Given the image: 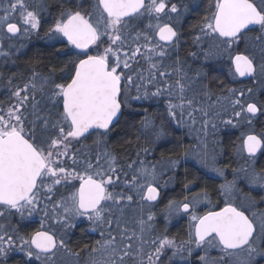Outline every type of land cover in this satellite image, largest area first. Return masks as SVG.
Wrapping results in <instances>:
<instances>
[{"label":"snow or ice","instance_id":"1","mask_svg":"<svg viewBox=\"0 0 264 264\" xmlns=\"http://www.w3.org/2000/svg\"><path fill=\"white\" fill-rule=\"evenodd\" d=\"M46 7L29 0H0V39L9 40V47H13L12 37L38 32L40 13ZM90 8L88 11L78 0H57L58 15L46 33L49 39L62 37L80 50L71 68L66 65L59 69L65 74L61 79L67 82H57L55 67L46 73L32 67L24 83L11 90L15 103L0 107V217L18 215L23 220L25 214L31 217L40 209L62 229L57 239L55 233L44 230L42 222L40 230L23 237L10 234L17 229L0 223V256L7 257L9 251L17 249L29 261L35 259L40 264H79L68 257L87 251L85 264H165L161 257H166L167 264H192L195 254L199 264H255L257 258L264 257V213L252 211L249 215L226 202L220 211L199 216L195 205L200 199L206 200L207 193H197L191 202L169 201L163 210L169 222L181 212L189 214L192 223L185 239L178 241L162 234L149 240L146 233L152 231L155 216L149 211L145 219L144 205L139 201L155 202L161 183H168L162 178L174 172L181 159L190 158L224 178L220 190L226 197L237 188L238 181H247L249 188L264 189V170L254 168L257 153L264 151V134L244 136L237 151L247 154L245 166L234 168L230 180L225 170L216 166L215 150L210 154L200 135L196 139L201 151L194 155L186 148L180 158L162 154L153 163L147 160L151 149L137 144V158L126 166L117 164L107 140L120 123L123 110L132 107L134 101L142 104L166 97L169 124L187 127L204 137L209 127L217 129L215 119L222 117V111H232L230 118H221L225 125L235 127L237 121L252 125L258 114H264V106L255 99H245L244 90L230 88L227 95H215L200 80L199 72L189 76L178 55L167 63L166 58L171 59L170 53L178 49L182 39L177 27L179 16L173 15L181 13L177 3L95 0ZM184 11H188L187 6ZM145 18L147 31L139 29ZM196 27L192 44L200 51H191L190 56L208 59L227 54L234 77H251L264 88V0H212L209 14ZM241 42L244 51H234ZM93 46L94 54L89 52ZM9 54L0 44V56ZM140 58L147 68L136 70L134 65ZM14 76L23 79V73ZM8 84H13L12 78ZM247 92L251 94L253 89ZM167 136L163 122L157 124L145 116L135 129L134 139L154 145ZM89 139L95 148L84 144ZM125 143L132 144L133 140ZM101 145L103 150H99ZM68 159L80 167H70ZM76 180L78 187L72 183ZM121 185L139 196V214H125L133 195L116 192ZM60 187L67 194L60 193ZM82 219L100 238L92 246L86 244L80 251H72L64 237ZM148 244L154 247L146 250ZM213 250L217 255H212Z\"/></svg>","mask_w":264,"mask_h":264},{"label":"trees","instance_id":"2","mask_svg":"<svg viewBox=\"0 0 264 264\" xmlns=\"http://www.w3.org/2000/svg\"><path fill=\"white\" fill-rule=\"evenodd\" d=\"M85 5L88 11H91L90 5L95 0H78ZM170 3H177L181 8V13L173 14L179 16V24L177 27L180 29L182 39L180 46L176 51L170 53L171 59L166 58L167 63L171 64L178 55L184 62V70L193 76L195 73H200V80L203 84L210 86L215 95H227L228 89H236L245 91V99H255L261 106H264V88L253 80V78L247 80H241L234 77L231 73L233 67L227 56L222 57H209L205 59L203 55H198L193 58L189 55V52L196 51L199 53V49L192 44V33L197 31V25L202 21L205 15L209 14V5L212 0H169ZM33 4H44L47 7L40 13L41 27L38 32H33L30 35L18 34L16 37H12L11 41H19L18 38H24L22 45L17 47H9V40L0 39V44L3 45L4 51H9V56L0 57V107H5L8 103L13 104L15 98L11 96V90L16 85H22L30 74L29 69L35 67L37 70L47 72L49 67H55L57 69L55 78L59 83L67 82L65 76L59 69L64 66L71 68V62L77 59L80 52L76 51L69 45L62 37L49 39L46 35L48 28L54 22V18L58 15L56 11L57 0H31ZM184 6H187L188 11H184ZM148 24L147 18H145L139 25V29L147 31L146 25ZM138 29V30H139ZM250 35H256L251 33ZM206 47V44H205ZM17 48V49H15ZM102 50V48H101ZM234 51H244V43L235 48ZM90 53H95V47L93 46ZM82 55V54H81ZM259 57H257V60ZM142 58L139 59V63L134 65V69L143 70L146 69ZM127 71V70H126ZM14 73H23V79L19 76H14ZM147 73L145 72V75ZM13 79V84H8V79ZM174 79V77H173ZM139 82V81H138ZM253 89V92L249 94L247 89ZM154 90V89H153ZM133 91H135L133 89ZM166 97L154 98L152 100L141 102H133V106L124 109V114L120 117V123L116 129L112 132L111 136L107 140V148L113 152L117 158L118 165H125L129 160H135L136 153L139 148L149 147L151 149L150 154L147 156V160L155 163L163 156H167L170 153L173 154V159L180 158V153L183 149L191 148L193 155L195 152L201 151L200 142L196 139L197 135L201 136V139L206 140L207 151L211 154L215 150L217 154L216 166L223 168L227 179H232L233 169L245 166L247 156L245 153H239L238 149L242 144V140L245 135L254 133L257 135L264 134V114H258L257 118L253 120L252 125H248L243 121H237L236 126L225 125L221 123L222 119H228L232 116V111L229 109L227 112L222 111V117L216 118L215 123L217 129L208 128L207 137L197 133L194 130H190L187 127H178L175 123L169 124L165 114ZM37 100H40L39 94H37ZM147 109V111H145ZM145 116L152 118L157 124L163 122L164 127L168 131V136L154 145H148L145 141H135V129L139 126L140 120ZM198 119H201L199 113H197ZM67 127V126H65ZM196 129H199L201 125L196 124ZM132 139V144L125 143L126 140ZM88 147L95 148L93 140L89 139L84 142ZM139 145V148L137 147ZM77 147H81L77 145ZM103 145L99 150H103ZM75 152V148L72 149ZM79 156V152L76 153ZM145 154L141 151L140 157L144 158ZM93 163H95L93 159ZM67 164L70 167H80V165H73L72 160L68 159ZM82 164V162H81ZM254 168L257 172L264 170V151H261L255 158ZM241 175H243L241 173ZM131 176V172H129ZM171 176V179H169ZM163 180H168L166 186L161 183L159 187L160 196L157 202L151 204L146 201H139V196L135 191H128L123 188V185L115 189L116 192L124 191L125 194L133 195V201L130 207L125 208V214L129 217L139 214V203L143 204V216L146 219L149 211H151L155 219L151 222L153 225L152 231L146 233L149 240L156 238L159 235L167 234L169 237H174L178 241L187 237L189 222L180 220L184 214L179 213L174 215L170 222L165 220L163 210L169 201H176L177 203L191 202L193 197L197 193H207V199H200V202L195 205V213L197 215L206 214L209 211H217L225 206L226 202H230L235 206L246 210V214L251 215V211L260 210L263 212L262 204H264L263 197H260L259 189L257 187L249 188L247 181H238L236 192L230 196H225L221 190L220 185L225 182L223 177L218 176L216 173L204 168L194 159L183 160L179 167L172 173L166 174ZM189 184L186 188L185 184ZM78 187L79 181L73 182ZM59 187V186H58ZM70 187V186H69ZM250 190H256L253 195ZM60 193L67 194L65 188L60 187ZM60 193H57L59 195ZM188 200H185V197ZM241 196L244 197V202L240 201ZM125 203H127L125 201ZM246 204V205H244ZM51 210V205H49ZM264 213V212H263ZM189 215V214H187ZM43 222L44 230L53 232L56 234L57 239L62 234V229L59 224L49 220L43 215V211L40 209L34 210L33 215L28 217L25 214L23 220L18 215H12L10 217H0V223L5 224L9 229L16 228V233H10L13 235L28 237L32 233L41 229V223ZM133 227V225H130ZM65 242L72 251H80L84 245L92 246L96 239H99L98 233L91 232L89 230V222L87 220L77 221V226L73 229H68L65 235ZM19 244V240H17ZM146 250L154 247L151 244L145 246ZM170 254V253H169ZM202 254V253H201ZM212 255H217L216 251L212 252ZM195 256V254H194ZM69 260L79 261V264H85L87 259V251H81L79 257H68ZM166 262V257H161ZM0 264H40V261L33 259L29 261L24 252L17 249L8 252L7 257L0 256ZM178 264V262H177ZM192 264H199V261L194 258ZM255 264H264V257L257 258Z\"/></svg>","mask_w":264,"mask_h":264},{"label":"rangeland","instance_id":"3","mask_svg":"<svg viewBox=\"0 0 264 264\" xmlns=\"http://www.w3.org/2000/svg\"><path fill=\"white\" fill-rule=\"evenodd\" d=\"M29 3H31V0H29ZM5 6H7V4L5 3ZM19 39V41H11V44L12 45H14L12 48H14V47H17V45H19L20 44V46L22 45V41H23V39L24 38H22V37H20V38H18ZM15 49H17V48H15ZM1 57V56H0ZM1 91V90H0ZM15 103V101L13 102V104ZM9 105H11V101H10V103L8 104H6L5 105V107L4 108H7ZM74 181H72V183H73ZM256 189H259V190H261V191H263L264 192V189H260V188H256ZM234 192H236V190L234 191ZM240 201L242 202H244V197L243 196H241V199H240ZM244 205H246V204H244ZM255 212H257L258 214H261V213H263V212H260V211H256V210H254ZM252 212V211H251Z\"/></svg>","mask_w":264,"mask_h":264},{"label":"flooded vegetation","instance_id":"4","mask_svg":"<svg viewBox=\"0 0 264 264\" xmlns=\"http://www.w3.org/2000/svg\"><path fill=\"white\" fill-rule=\"evenodd\" d=\"M256 190H250V192L253 194V195H255V192ZM257 191H259V194L261 195L260 197H263V199H264V192L263 191H261V190H257ZM264 201V200H263ZM262 208L264 209V204H262ZM191 211V210H190ZM258 211H260V210H258ZM264 212V211H263ZM202 215H204V214H201V215H199V216H202ZM180 220L181 221H184V222H189V224L190 223H192V221H190V218H189V215H184V216H181L180 217ZM213 251H215V250H213ZM194 258H196L195 256H193V258L192 259H194Z\"/></svg>","mask_w":264,"mask_h":264},{"label":"water","instance_id":"5","mask_svg":"<svg viewBox=\"0 0 264 264\" xmlns=\"http://www.w3.org/2000/svg\"><path fill=\"white\" fill-rule=\"evenodd\" d=\"M16 37V36H15ZM64 39V38H63ZM158 39V38H157ZM65 40V39H64ZM66 41V40H65ZM67 42V41H66ZM161 43H163V42H161ZM73 48V47H72ZM73 49H75V48H73ZM91 49V48H90ZM89 49V50H90ZM76 51H78V52H80V50H78V49H75ZM233 67V66H232ZM233 72H234V67H233ZM237 78H239V79H241V80H247V79H250L251 77H238V76H236ZM260 153V152H259ZM259 153H257V156L259 155ZM245 155L247 156V154L245 153ZM159 199V198H158ZM157 199V200H158ZM157 200L155 201V202H157ZM146 202H148V201H146ZM155 202H148V203H151V204H153V203H155ZM223 208V207H222ZM221 208V209H222ZM221 209H219V210H217V211H220ZM182 213V212H181ZM182 214H184V215H187L186 213H182Z\"/></svg>","mask_w":264,"mask_h":264}]
</instances>
